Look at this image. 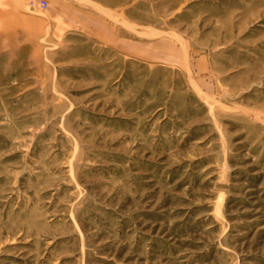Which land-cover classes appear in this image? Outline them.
Returning <instances> with one entry per match:
<instances>
[{
	"label": "rangeland",
	"instance_id": "rangeland-1",
	"mask_svg": "<svg viewBox=\"0 0 264 264\" xmlns=\"http://www.w3.org/2000/svg\"><path fill=\"white\" fill-rule=\"evenodd\" d=\"M0 264H264V0H0Z\"/></svg>",
	"mask_w": 264,
	"mask_h": 264
},
{
	"label": "crops",
	"instance_id": "crops-1",
	"mask_svg": "<svg viewBox=\"0 0 264 264\" xmlns=\"http://www.w3.org/2000/svg\"><path fill=\"white\" fill-rule=\"evenodd\" d=\"M52 15L54 16V15H57V11H52ZM104 43V42H103ZM119 44V47L121 46L122 48H123V50H124V53H125V57L126 58H130V57H135L136 56V50H137V43H136V41L133 39H131V38H129V39H126L124 42H119L118 43ZM162 44V43H161ZM164 47L166 48V50H168L169 52V54H173V55H175L176 57H171V55L170 56H168L169 58H174L175 60H178L177 59V55L179 54L178 53V49L176 48V46L175 47H172L169 43H164ZM155 46V45H154ZM176 48V49H175ZM150 50H152V47H151V49ZM170 50H172L171 51V53H170ZM132 55V56H131ZM203 62L201 61V59H198V60H196V63H195V67H196V69H198L199 68V65H201ZM200 69V68H199Z\"/></svg>",
	"mask_w": 264,
	"mask_h": 264
},
{
	"label": "built area",
	"instance_id": "built-area-1",
	"mask_svg": "<svg viewBox=\"0 0 264 264\" xmlns=\"http://www.w3.org/2000/svg\"><path fill=\"white\" fill-rule=\"evenodd\" d=\"M45 5H46L45 2H41V3L38 4V8H44Z\"/></svg>",
	"mask_w": 264,
	"mask_h": 264
}]
</instances>
